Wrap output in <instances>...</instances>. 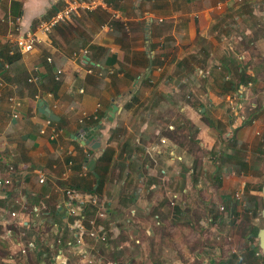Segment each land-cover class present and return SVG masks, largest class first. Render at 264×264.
Masks as SVG:
<instances>
[{"label": "crops", "instance_id": "1", "mask_svg": "<svg viewBox=\"0 0 264 264\" xmlns=\"http://www.w3.org/2000/svg\"><path fill=\"white\" fill-rule=\"evenodd\" d=\"M66 1L0 0V169H15L0 187V264L260 261L249 249L261 221L244 207L264 153V0H108L30 51L8 37L17 17L33 26ZM82 128H96L103 150L74 139ZM105 150L100 197L80 194L105 211L101 240L75 224L65 188L92 179V158L96 176ZM54 207L60 221L40 230Z\"/></svg>", "mask_w": 264, "mask_h": 264}, {"label": "built area", "instance_id": "2", "mask_svg": "<svg viewBox=\"0 0 264 264\" xmlns=\"http://www.w3.org/2000/svg\"><path fill=\"white\" fill-rule=\"evenodd\" d=\"M232 3H236L239 0H229ZM109 8V2L108 0H67L65 4H63V7L60 9H57L54 11L51 15H49L46 18L40 19L35 25L25 27L22 23L21 16L17 17L14 21V29L11 33H9L8 37L10 39H13L12 41L14 44L19 48L22 52H27L33 49L35 44L37 42H40L42 38L47 36L57 25L60 23L66 22L70 20L73 14H79V13H85V12H92L97 9H108ZM114 17H117V15L114 13ZM161 20V19H159ZM14 32V35H12ZM78 53H74L75 55H79L81 57H84L86 52L85 49L78 50ZM50 62L51 60L48 59ZM61 73V70L56 71V79H59V75ZM203 72L201 71L200 74ZM40 78L39 73L30 77L29 81L36 82ZM237 94V93H236ZM235 94V95H236ZM10 102L12 104V107L15 108L19 103L15 102L13 98L10 99ZM233 109H237V105L235 103H231ZM13 117H17V114L14 112ZM41 132H44L42 129ZM58 131L55 128H51L50 131V137L56 138L58 136ZM15 169L12 164H7L3 169H0V187L8 186L11 184L12 181V174L14 173ZM87 167L84 165L81 171V174L86 173ZM1 172L4 173V175H1ZM39 175L38 181L42 183L44 181V174L42 172H37ZM65 194H66V203L68 204L70 208V212L75 216V224H77L78 228H83L80 223L84 221L83 216L81 215L82 208L84 206L83 198L80 196L81 193H79L76 189L73 187H66L65 188ZM238 196V194L236 195ZM220 210H223V206L219 207ZM36 210V209H35ZM35 210H32V213H36ZM9 216L12 218H15L17 216L16 211H10ZM105 211L103 208H98L95 215L89 220V223L91 225V228L94 229V234L99 235L100 232V239L105 240V234L101 232L102 230L97 231V225L96 221L97 219H103L105 218ZM2 224V223H0ZM4 233L8 236H10V231L7 229L4 231ZM60 238H57L56 244L61 243ZM262 252L260 250L255 252L256 256H260ZM88 263H91L92 260L88 259ZM241 264H248L245 261H242Z\"/></svg>", "mask_w": 264, "mask_h": 264}, {"label": "trees", "instance_id": "3", "mask_svg": "<svg viewBox=\"0 0 264 264\" xmlns=\"http://www.w3.org/2000/svg\"><path fill=\"white\" fill-rule=\"evenodd\" d=\"M243 82V80H240V82L238 83H231L230 82V88L233 91H237V89L239 88L240 84ZM101 114L97 115L96 119H94L93 121H91V124L96 125L99 122V119L101 118ZM107 150H105L97 159L96 161V165L94 167V171H95V175H93L91 173V171H88V173L91 175L92 179L91 180H83V182L77 183L73 188L76 189L78 192H85L88 191L92 194L97 195L98 197H100V190H101V185H102V181H103V173H101V170H99V162H103L106 157H107ZM258 183L253 186L255 190H257V194H248L246 195L245 198V213H249L251 216L253 217H257L260 221H261V225H262V218L260 215V211H261V185H262V180H263V174H264V153H263V158L259 159L258 161ZM109 168H105V166L102 168V171L104 172V174H106V172H108ZM97 206L93 205L91 203H87L83 206L82 211H81V215L84 218V222H86V226H89V220L95 215L96 211H97ZM59 213V208L58 207H54L52 209H48L47 213H45V215L42 217V220L40 221V230H42V228L47 227L48 225L50 226L51 224H53L54 222H58L60 220L57 219V217H59L58 215ZM61 218V217H60ZM57 219V220H55ZM62 220V219H61ZM259 228V227H258ZM258 228H256L253 231L254 236H256ZM58 232V231H57ZM60 235H58V233L53 236V248L56 245V239L59 237ZM47 248H50V245H47ZM250 254L254 257L255 252L259 250L258 246H251L250 247ZM253 264H264V255L263 258L259 261L258 258H254V261L252 262Z\"/></svg>", "mask_w": 264, "mask_h": 264}, {"label": "water", "instance_id": "4", "mask_svg": "<svg viewBox=\"0 0 264 264\" xmlns=\"http://www.w3.org/2000/svg\"><path fill=\"white\" fill-rule=\"evenodd\" d=\"M39 111L47 116L49 119H55L54 114L50 112V110L44 106L42 103L39 104ZM117 110V106L112 104L109 108L110 118L114 115V112ZM96 128H82L77 133L73 135L74 139L81 142L82 145H87L92 149L103 150L101 148V135L98 137H94V131ZM95 158H92L88 163V168L93 171V162ZM97 176V175H96ZM260 215L262 218V226L257 231V246L259 250L264 254V174L261 185V211Z\"/></svg>", "mask_w": 264, "mask_h": 264}, {"label": "rangeland", "instance_id": "5", "mask_svg": "<svg viewBox=\"0 0 264 264\" xmlns=\"http://www.w3.org/2000/svg\"><path fill=\"white\" fill-rule=\"evenodd\" d=\"M234 103V102H233Z\"/></svg>", "mask_w": 264, "mask_h": 264}]
</instances>
